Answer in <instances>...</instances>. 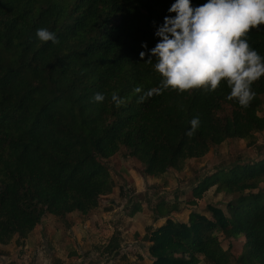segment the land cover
I'll use <instances>...</instances> for the list:
<instances>
[{"label":"trees","instance_id":"1","mask_svg":"<svg viewBox=\"0 0 264 264\" xmlns=\"http://www.w3.org/2000/svg\"><path fill=\"white\" fill-rule=\"evenodd\" d=\"M171 2L0 0V245L26 238L46 214L95 209L114 187L105 159L122 148L142 174L157 177L228 139L256 144L264 130V76L253 82L256 95L246 108L227 99L223 81L212 92L154 91L155 61L139 52L141 42L154 46L151 22L161 23ZM42 27L59 42H40ZM246 39L264 56V25ZM97 92L103 102L91 99ZM262 184L264 151L202 177L192 187L195 198L212 186L237 196L226 211L209 204V217L191 212L185 222L168 218L149 231L151 264H264Z\"/></svg>","mask_w":264,"mask_h":264},{"label":"rangeland","instance_id":"2","mask_svg":"<svg viewBox=\"0 0 264 264\" xmlns=\"http://www.w3.org/2000/svg\"><path fill=\"white\" fill-rule=\"evenodd\" d=\"M255 137L254 145L240 138L213 145L203 157L186 160L182 170L169 169L157 177L142 174L141 163L122 148L105 159L114 187L99 197L95 209L85 215L77 211L63 217L44 215L26 238L14 237L0 245V264H151L150 242L145 239L149 231L168 218L185 222L191 212L209 217V204L226 211L237 194L217 192L212 186L195 198L192 187L218 168L261 158L264 130ZM217 235L227 248L223 234ZM241 243L234 242V254Z\"/></svg>","mask_w":264,"mask_h":264},{"label":"clouds","instance_id":"3","mask_svg":"<svg viewBox=\"0 0 264 264\" xmlns=\"http://www.w3.org/2000/svg\"><path fill=\"white\" fill-rule=\"evenodd\" d=\"M162 22L154 27V46L141 42L139 56L160 75V93H178L202 88L212 92L221 81L230 91L227 99L247 107L256 93L252 84L264 76V56L252 48L246 39L250 29L264 25V0H205L194 5L192 0H172ZM40 42L58 43L55 32L42 27L36 30ZM94 102H103L102 92L94 93ZM111 99L119 104L113 93ZM186 134L192 136L199 117H193Z\"/></svg>","mask_w":264,"mask_h":264}]
</instances>
